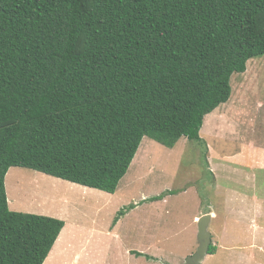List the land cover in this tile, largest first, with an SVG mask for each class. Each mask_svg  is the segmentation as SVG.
<instances>
[{"label":"trees","instance_id":"trees-1","mask_svg":"<svg viewBox=\"0 0 264 264\" xmlns=\"http://www.w3.org/2000/svg\"><path fill=\"white\" fill-rule=\"evenodd\" d=\"M263 54L264 0H0V264H43L65 226L9 207L11 167L114 193L145 136L199 140Z\"/></svg>","mask_w":264,"mask_h":264},{"label":"rangeland","instance_id":"rangeland-1","mask_svg":"<svg viewBox=\"0 0 264 264\" xmlns=\"http://www.w3.org/2000/svg\"><path fill=\"white\" fill-rule=\"evenodd\" d=\"M230 83L199 140L145 136L114 193L11 167L10 208L65 221L43 264H186L205 214L216 252L204 264H264V54Z\"/></svg>","mask_w":264,"mask_h":264},{"label":"water","instance_id":"water-1","mask_svg":"<svg viewBox=\"0 0 264 264\" xmlns=\"http://www.w3.org/2000/svg\"><path fill=\"white\" fill-rule=\"evenodd\" d=\"M210 219V214H205L199 219V245L196 251L188 256L186 264H201L204 262L205 256L208 254L210 244L212 243V234L208 229Z\"/></svg>","mask_w":264,"mask_h":264},{"label":"crops","instance_id":"crops-1","mask_svg":"<svg viewBox=\"0 0 264 264\" xmlns=\"http://www.w3.org/2000/svg\"><path fill=\"white\" fill-rule=\"evenodd\" d=\"M9 170H10V169H9ZM7 196H8V194H7ZM8 201H9V200H8ZM9 207H10V206H9ZM202 214H204V212H203ZM199 216H200V215H197V216L195 217V219L199 218ZM198 245H199V240L197 241V244L195 245L196 247H195L194 250H192L191 254L196 250V248L198 247Z\"/></svg>","mask_w":264,"mask_h":264}]
</instances>
